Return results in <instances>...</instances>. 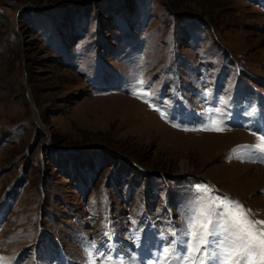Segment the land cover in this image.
<instances>
[{
	"label": "rangeland",
	"instance_id": "374dc122",
	"mask_svg": "<svg viewBox=\"0 0 264 264\" xmlns=\"http://www.w3.org/2000/svg\"><path fill=\"white\" fill-rule=\"evenodd\" d=\"M260 120L264 0H0L3 264H180L194 211L216 255L219 196L264 228Z\"/></svg>",
	"mask_w": 264,
	"mask_h": 264
},
{
	"label": "snow or ice",
	"instance_id": "6c2138e0",
	"mask_svg": "<svg viewBox=\"0 0 264 264\" xmlns=\"http://www.w3.org/2000/svg\"><path fill=\"white\" fill-rule=\"evenodd\" d=\"M202 130L219 131L221 129L203 128ZM261 139H264V134H261ZM260 150L264 152V147H261ZM228 205L230 210L225 211L223 206H221L219 214L227 218L234 233L238 235V242L233 241L227 247H221L217 250V254L212 256L211 253L207 252L211 241L217 237V234L210 227L213 223L212 213L210 211H201L198 213L194 211L192 220L188 225V237L181 250L183 255L177 257L180 264H264V228H256L255 223L248 219L247 214L243 210V206L238 201L229 200ZM233 209H238L239 211L235 212ZM193 237L200 238L201 243L197 245L199 255L194 259H190L188 257L192 247L191 240ZM216 242L219 244L218 239ZM165 251L167 252L168 249H165ZM0 264H3V258H0Z\"/></svg>",
	"mask_w": 264,
	"mask_h": 264
}]
</instances>
